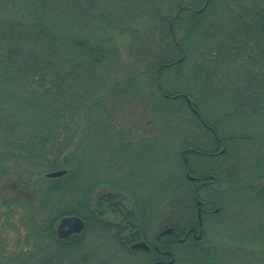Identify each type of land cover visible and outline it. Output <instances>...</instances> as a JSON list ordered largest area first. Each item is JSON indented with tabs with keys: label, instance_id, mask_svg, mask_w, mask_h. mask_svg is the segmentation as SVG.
Wrapping results in <instances>:
<instances>
[{
	"label": "trees",
	"instance_id": "1",
	"mask_svg": "<svg viewBox=\"0 0 264 264\" xmlns=\"http://www.w3.org/2000/svg\"><path fill=\"white\" fill-rule=\"evenodd\" d=\"M9 1L0 0V6ZM12 2L22 13L16 8L15 15L0 18V264H90L98 258L96 264H108L116 248L138 256L132 264H153L162 250L173 253V264H232L220 259L216 244H211L215 231L207 220L210 214L226 213L222 192L240 194L264 208V0ZM167 2V9L162 8ZM150 11L151 20L142 31L160 30L153 40L159 55L145 70L116 80L122 55L113 32L133 34L136 17ZM182 68H188L186 75ZM167 72L182 76L181 84L172 82L171 89ZM135 81L142 82V90H135L142 96L149 92L183 99L185 122L205 134V141L192 136L183 142L180 152L188 160L183 161L184 171L189 167L208 183L199 186L181 174L180 184L161 193L155 205L160 208L170 200L175 211L152 238L135 209L144 196L130 192L125 197L123 186L113 180H81V162L72 149L82 121H90L97 110L102 123L106 96L126 97ZM205 157L213 164L201 168ZM17 160L45 172L40 177L13 175L8 165ZM63 168L66 174L47 176ZM5 178L13 179L8 193L1 187ZM105 184L111 191H97ZM31 194L38 208L28 198ZM196 197L205 206L219 207L218 213L202 207L200 239L186 235L190 226L199 228ZM68 215L81 216L85 229L60 238L57 224ZM17 220L27 230L24 238L11 231ZM263 223L256 226L254 241H263ZM167 226L176 230L155 239ZM9 234L15 237V249L6 248ZM148 238L156 240L158 249L131 248L133 242Z\"/></svg>",
	"mask_w": 264,
	"mask_h": 264
},
{
	"label": "rangeland",
	"instance_id": "2",
	"mask_svg": "<svg viewBox=\"0 0 264 264\" xmlns=\"http://www.w3.org/2000/svg\"><path fill=\"white\" fill-rule=\"evenodd\" d=\"M182 1L198 2V0ZM169 4V2L163 3L162 8L167 9ZM16 8H19L22 13L17 3L15 6L12 0L6 2L4 6H0V18L15 15ZM150 20L151 11L143 12L136 17V22L133 24V34L136 30L139 32L136 35L118 30L113 32L122 55V64L117 69L116 80L126 79L134 75L136 71L145 70L150 64L149 62L158 57L159 53L155 48L154 41L158 38L160 30L155 28L142 31V28L147 26ZM187 69L182 68V75H186ZM176 76L174 72L166 73V80L169 82L170 88L173 87L172 82L174 85L181 84L179 79L182 76ZM139 83L134 82L132 93L126 97L115 98L108 94L106 96L108 97L106 118H103L101 123L98 120V111L95 110L90 121L84 119L75 133L78 139L72 144V149H77L81 162L78 170L81 180H113L122 186L135 187L138 191L136 193L139 196H144L142 206L135 209H138L141 217L150 227L151 231L148 232V237L152 238V234L158 227H164L170 222L175 211L170 200L161 203V209L155 203L159 200L161 193L168 194L171 187L180 184L181 174H185L183 164L185 157L180 152L182 143L190 141L192 136L197 140L205 141V134L196 131L192 125L185 122L186 117L182 111H185L187 104L183 99L161 98L149 92L142 96L139 92H135L139 87L142 90V82L139 81ZM107 130L109 131L105 137L101 135V131ZM212 164V159L205 157L199 163V167L206 168ZM8 166L13 175L34 174V176L40 177V174L45 172L42 169L30 167L19 160L9 162ZM165 179L168 181L166 182ZM9 180V178L2 179L1 187H5L3 188L5 193H8ZM10 181L13 183V179ZM41 181L40 179L39 182ZM111 187L109 184L100 185L97 191L108 192L111 191ZM185 194L190 196L191 191ZM219 195L222 196L224 204L227 206L226 213L210 214L207 220L208 227L215 231L212 234L211 244H216L219 258L232 262V264H240V262L243 264H247V262L249 264H264V239L262 242L253 240L255 239L254 233L259 231L256 226L260 222H264V208L257 207L253 201L252 203L246 201L242 195L231 191L222 192ZM28 198L38 208V200L34 195L31 194ZM215 208L212 210L215 211ZM214 211L211 213L219 212ZM18 216L19 214H17ZM0 220L2 221L1 214ZM17 221L18 226L11 231L14 236L21 234L24 238L27 235V230L19 220ZM12 236L10 235L8 247H6L10 250L15 249L16 244L15 237L12 238ZM238 238L243 241L242 244L232 241V239ZM110 254H113L112 263L114 264H132L138 257L121 248L112 249ZM98 259L90 264H96ZM0 260L2 261V259ZM189 264L212 263L195 261Z\"/></svg>",
	"mask_w": 264,
	"mask_h": 264
},
{
	"label": "water",
	"instance_id": "3",
	"mask_svg": "<svg viewBox=\"0 0 264 264\" xmlns=\"http://www.w3.org/2000/svg\"><path fill=\"white\" fill-rule=\"evenodd\" d=\"M186 99H187V102L191 105L192 104L191 98L188 95H186ZM194 111L197 112L195 109H194ZM220 152L221 153L225 152V148H222ZM185 161L188 162L186 157H185ZM66 173H67V169H58V170L47 172V176L59 177V176H62ZM186 177L192 181H195L198 179V177L191 174L190 171H188L186 173ZM196 202L199 205L197 216H198V224H199V227L201 228L202 224H203V219H202V203H203V201L201 199H199L198 197H196ZM217 211H219V208L215 209V212H217ZM85 226H86V222L81 216H79V215H68V216H64L60 219L59 224L57 226V233H58V236L60 238L68 237L72 233L81 232L82 230H84ZM175 230H176V228L174 226H168V227L164 228L159 233V235H165L167 233H172ZM196 230H197L196 227H192L188 230V234L191 232H194V237L196 239H200L202 237V229L199 230V233H197ZM181 240H184V238H182ZM131 248L132 249L150 250L151 245L146 240H139V241L132 243ZM167 253H169L171 255L173 254L171 251H168ZM173 261H174V257L168 263L171 264V263H173Z\"/></svg>",
	"mask_w": 264,
	"mask_h": 264
},
{
	"label": "flooded vegetation",
	"instance_id": "4",
	"mask_svg": "<svg viewBox=\"0 0 264 264\" xmlns=\"http://www.w3.org/2000/svg\"><path fill=\"white\" fill-rule=\"evenodd\" d=\"M183 153V152H182ZM205 181V182H204ZM197 184L198 185H200L201 183L203 184V183H208V180H204V179H198L197 181ZM213 182V180H209V183H212ZM135 190V191H133V190ZM131 190V191H130ZM130 192L131 193H135L136 195H138V193H136V192H138V191H136V188L135 187H133V186H129V185H125V186H123V194H124V196L125 197H128L129 195H130ZM132 196V195H131ZM125 205H126V208L127 209H130L131 208V205L129 204V203H127V202H125ZM202 207H204L206 210H208L209 212H211V211H214V210H212L213 208H210L209 206H205V202L202 204ZM191 227H193V226H190L189 228H191ZM189 228L186 230V235L188 234V230H189ZM160 231L161 230H159L157 233H156V237H155V239L157 238V237H159L160 235H159V233H160ZM196 232L197 233H199V229H197L196 230ZM189 234H191L193 237H194V232H191V233H189ZM202 234H203V229H202ZM179 238V240H181L182 238H184V236H180V237H178ZM153 240V239H145V240H147L149 243H150V245H151V247H152V245L156 248V249H158V245H157V243H156V240ZM182 241V240H181ZM151 249V248H150ZM141 250H143V249H141ZM149 251V250H148ZM168 252V250H162L161 252H159L158 254H157V257H156V259H155V261L153 262V264H169L168 262L174 257L173 255H170L169 253H167ZM175 258V257H174ZM174 261H175V259H174ZM174 261H173V263H174ZM173 263H171V264H173Z\"/></svg>",
	"mask_w": 264,
	"mask_h": 264
}]
</instances>
